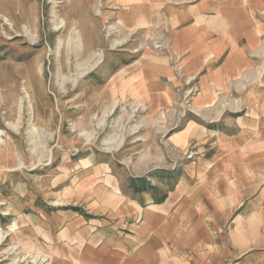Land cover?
<instances>
[{
	"label": "rangeland",
	"instance_id": "374dc122",
	"mask_svg": "<svg viewBox=\"0 0 264 264\" xmlns=\"http://www.w3.org/2000/svg\"><path fill=\"white\" fill-rule=\"evenodd\" d=\"M198 1L0 0V264L29 254L52 262L36 241L44 225L63 213L95 219L120 193L193 201L211 189L217 164L235 194L219 234L248 224L238 216L263 186L264 132L215 130L239 128L229 115L247 108L261 118L247 128L264 124V55L242 63L257 54L249 40L264 25V0H243L250 33L217 62L212 51L191 58L174 41L182 26L169 7ZM226 55L238 73L218 81L207 66ZM240 165L249 167L242 175ZM249 246L262 264L264 242Z\"/></svg>",
	"mask_w": 264,
	"mask_h": 264
},
{
	"label": "crops",
	"instance_id": "0c3cea01",
	"mask_svg": "<svg viewBox=\"0 0 264 264\" xmlns=\"http://www.w3.org/2000/svg\"><path fill=\"white\" fill-rule=\"evenodd\" d=\"M245 7L243 0H199L191 5H171L170 12H177L178 17L175 18L182 26L174 31V41L180 45L177 47L190 53L191 58L197 54L205 60L212 51L216 56L215 61L223 57L226 49L230 48L229 44L233 52L241 51L238 42L243 38L246 40L250 33L238 14V10ZM252 27L254 37L249 44L257 54L250 58L248 55L242 57L245 64L248 59L258 62L264 55V31L256 38L258 27L263 29L264 25L260 23ZM228 56L215 69L208 65V75L218 81L220 75L226 82L233 76L232 73H238L240 63L233 58L227 62ZM229 69L231 71H226ZM247 109L241 116L229 115L239 128L224 131L230 129L227 127L222 131L218 124L216 134L240 138L243 131L245 134L248 131L257 134L264 132V124L255 130L247 128L249 123L255 121L258 124L261 119L253 110L250 113ZM249 113L252 115L249 116ZM218 120L211 119L210 122L216 123ZM192 128L188 127L187 131ZM237 149L242 150L243 147ZM235 168L242 175L249 167L240 165ZM214 170L211 189H202L199 196L194 195L193 201L189 200L188 195L179 205V194L174 195V192L168 193L163 201L156 200L152 190L136 193L134 197L120 193L118 205L95 219L65 213L55 215L52 222L44 225L38 233L36 241L42 243L44 250H48L47 256L54 264H254V255L246 252L250 250V244L264 242V182L262 187L258 185L257 194L243 205L238 216L248 218V224L243 227L236 219L234 231H230L226 237L219 234V220L227 216L226 208L233 206L230 197L235 194L226 189V183L232 186L231 180L220 172L219 164ZM250 170L253 171L252 168ZM186 178L187 175L183 174L181 180L185 182ZM236 180L237 177L233 182ZM217 184L224 190L217 188ZM237 202V206L242 204V200ZM185 204L186 210L183 209ZM234 257L242 259L236 263ZM263 260L260 259L262 264Z\"/></svg>",
	"mask_w": 264,
	"mask_h": 264
},
{
	"label": "bare ground",
	"instance_id": "6f19581e",
	"mask_svg": "<svg viewBox=\"0 0 264 264\" xmlns=\"http://www.w3.org/2000/svg\"><path fill=\"white\" fill-rule=\"evenodd\" d=\"M6 234H0V245L2 244V241H4ZM29 255H22L18 256L10 264H19V263H25L27 262H33L35 264H52V262H49L48 259L44 256L36 255L34 254L33 256Z\"/></svg>",
	"mask_w": 264,
	"mask_h": 264
}]
</instances>
